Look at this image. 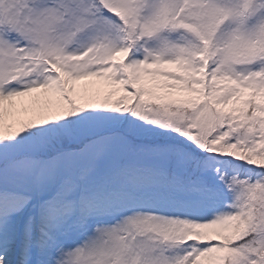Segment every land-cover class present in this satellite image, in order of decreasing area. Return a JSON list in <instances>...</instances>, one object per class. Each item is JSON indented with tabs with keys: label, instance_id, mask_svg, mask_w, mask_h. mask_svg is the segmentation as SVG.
Returning a JSON list of instances; mask_svg holds the SVG:
<instances>
[{
	"label": "snow or ice",
	"instance_id": "snow-or-ice-1",
	"mask_svg": "<svg viewBox=\"0 0 264 264\" xmlns=\"http://www.w3.org/2000/svg\"><path fill=\"white\" fill-rule=\"evenodd\" d=\"M0 264H264V0H0Z\"/></svg>",
	"mask_w": 264,
	"mask_h": 264
}]
</instances>
